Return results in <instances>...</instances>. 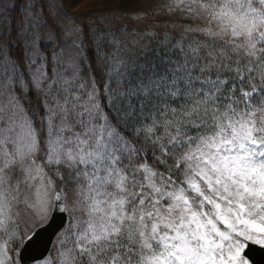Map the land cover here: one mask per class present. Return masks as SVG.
Wrapping results in <instances>:
<instances>
[{
  "label": "snow or ice",
  "instance_id": "obj_1",
  "mask_svg": "<svg viewBox=\"0 0 264 264\" xmlns=\"http://www.w3.org/2000/svg\"><path fill=\"white\" fill-rule=\"evenodd\" d=\"M158 7L190 21L178 54L147 71L114 55L105 84L137 148L82 78L75 17L0 0V264H21L57 209L69 221L43 264H250L245 250H264V0Z\"/></svg>",
  "mask_w": 264,
  "mask_h": 264
},
{
  "label": "trees",
  "instance_id": "obj_2",
  "mask_svg": "<svg viewBox=\"0 0 264 264\" xmlns=\"http://www.w3.org/2000/svg\"><path fill=\"white\" fill-rule=\"evenodd\" d=\"M44 1L38 0L39 4ZM167 2L168 0H55L57 8L51 17L58 24L57 18L64 17L66 13L70 17L74 16V24L83 29L81 73L91 82L95 79L99 104L104 115H108L112 132L137 148L141 144L134 135L133 128L120 121L108 106L104 94L105 84L108 82L105 52L113 51V46L107 41H98L97 37L107 32L112 33L119 46L117 55L126 61H134L139 68L147 71L152 65L162 67L168 58H174L173 52L178 54L177 45L181 41L182 26L190 23L179 14L173 15L166 8L158 7ZM19 3L21 0H15L17 8ZM191 39L193 37L189 35L183 41L185 46ZM13 55L21 56L20 49H14ZM116 80L117 77H113V88L116 87ZM237 90L239 91V86ZM26 97L31 101L28 112L34 115L38 104L36 93L32 91ZM148 161H152L150 151ZM158 170L163 169L158 167Z\"/></svg>",
  "mask_w": 264,
  "mask_h": 264
},
{
  "label": "water",
  "instance_id": "obj_3",
  "mask_svg": "<svg viewBox=\"0 0 264 264\" xmlns=\"http://www.w3.org/2000/svg\"><path fill=\"white\" fill-rule=\"evenodd\" d=\"M69 218L58 209L53 211L49 220L37 229V235L28 243L20 254L21 264H33L43 260L49 253L58 233L64 228ZM251 264H264V250L250 246L245 250Z\"/></svg>",
  "mask_w": 264,
  "mask_h": 264
},
{
  "label": "rangeland",
  "instance_id": "obj_4",
  "mask_svg": "<svg viewBox=\"0 0 264 264\" xmlns=\"http://www.w3.org/2000/svg\"><path fill=\"white\" fill-rule=\"evenodd\" d=\"M3 2L4 3H8V4H11V3H13V2H15V0H3ZM52 2V0H45L44 2H43V4H44V7H45V10H46V12L48 11V9H49V5H50V3ZM22 3H23V0H21V3H19V5H18V8H20L21 7V5H22ZM39 2H38V0H37V6L39 7ZM112 7V6H111ZM110 7V8H111ZM56 8H57V6H56ZM109 11H110V9H108ZM55 12H56V10L54 11V13H53V16H54V14H55ZM103 12H105V11H103ZM51 18V17H50ZM57 22H58V24H60L61 22H63V23H65V24H67L68 23V21L67 20H64V17H61V18H57ZM76 25V24H75ZM97 39H98V41H100V40H102V41H107V43H109V44H111L113 47H112V50L113 51H109V52H105V55H106V63H107V66H108V71H109V68L111 67V65H112V62H113V57H114V55H117V52L119 51V46H117V41L115 40V36L112 34V33H105L104 35H99L98 37H97ZM114 41H116V43L114 42ZM105 50V48L103 49V51ZM46 51L48 52V54H49V56L51 55V51H52V49H51V47L50 46H46ZM80 52H81V55H80V59H81V57H82V51L80 50ZM118 56V58H120L119 57V55H117ZM82 71V70H81ZM81 75H82V78L85 80V81H87L88 82V84L89 85H91V81H89L82 73H81ZM115 79H116V76L114 75L113 76ZM34 92H35V90H33ZM23 103H24V107H25V109L27 110V112L31 109V108H29V105H30V103H29V100H28V98L25 96V97H23ZM98 103H99V101H98ZM100 111H101V115H104V113H103V111H102V109H101V107H100ZM28 114H29V116H33L34 117V115L33 114H30L29 112H28ZM98 123H103V121H98ZM37 128H39L40 127V125H39V123H37ZM111 131H112V127H111V129H110ZM116 136V135H115ZM117 137V136H116ZM118 138V137H117ZM119 139H121V138H119ZM121 140H123V139H121ZM124 141V140H123ZM3 241H2V238H0V243H2ZM68 246H71V237H69V244H68ZM58 248V236L56 237V239H55V241H54V243H53V246H52V249H51V252H50V254H49V256L47 257V258H51V259H53V260H55L56 259V249ZM47 258H45V259H47ZM44 259V260H45ZM43 260V261H44ZM43 261H40V262H36V263H34V264H43Z\"/></svg>",
  "mask_w": 264,
  "mask_h": 264
}]
</instances>
